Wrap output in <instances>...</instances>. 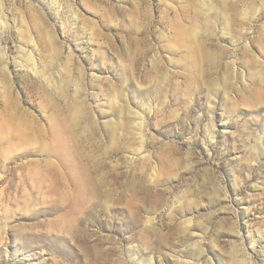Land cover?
<instances>
[{
	"label": "rangeland",
	"instance_id": "rangeland-1",
	"mask_svg": "<svg viewBox=\"0 0 264 264\" xmlns=\"http://www.w3.org/2000/svg\"><path fill=\"white\" fill-rule=\"evenodd\" d=\"M0 264H264V0H0Z\"/></svg>",
	"mask_w": 264,
	"mask_h": 264
},
{
	"label": "bare ground",
	"instance_id": "bare-ground-1",
	"mask_svg": "<svg viewBox=\"0 0 264 264\" xmlns=\"http://www.w3.org/2000/svg\"><path fill=\"white\" fill-rule=\"evenodd\" d=\"M213 10H214V8H213ZM2 56L5 57L6 56V53L5 52H2ZM87 193H88V195L83 193L82 197H79V195L77 193H74L73 194V200L69 204L67 202V194H64V211H65V217H67L69 219L70 214L75 213L76 209H82V210L85 209L88 213H92L93 212L94 203L92 201V195L88 191H87ZM77 219H78V216L77 215H73L71 217V220H70L72 223H69L68 220H64L65 222L63 224V229L64 230L65 229L66 230H69L70 229V230H73L74 231V234H78L79 233V230H82V229H81L80 226H78L77 224H75V222H73V221H75ZM95 247L96 246L94 245V248Z\"/></svg>",
	"mask_w": 264,
	"mask_h": 264
}]
</instances>
